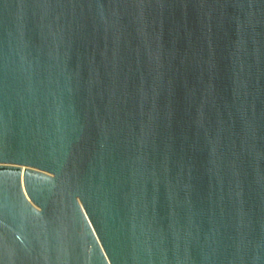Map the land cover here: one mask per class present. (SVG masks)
<instances>
[{
  "label": "water",
  "instance_id": "1",
  "mask_svg": "<svg viewBox=\"0 0 264 264\" xmlns=\"http://www.w3.org/2000/svg\"><path fill=\"white\" fill-rule=\"evenodd\" d=\"M0 264H264V0H0Z\"/></svg>",
  "mask_w": 264,
  "mask_h": 264
}]
</instances>
